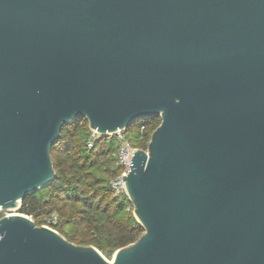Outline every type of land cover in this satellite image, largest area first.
Returning a JSON list of instances; mask_svg holds the SVG:
<instances>
[{
  "label": "water",
  "instance_id": "water-1",
  "mask_svg": "<svg viewBox=\"0 0 264 264\" xmlns=\"http://www.w3.org/2000/svg\"><path fill=\"white\" fill-rule=\"evenodd\" d=\"M151 116L135 241L108 259L11 212L0 264H264V0H0L1 210L54 180L64 124Z\"/></svg>",
  "mask_w": 264,
  "mask_h": 264
},
{
  "label": "trees",
  "instance_id": "trees-1",
  "mask_svg": "<svg viewBox=\"0 0 264 264\" xmlns=\"http://www.w3.org/2000/svg\"><path fill=\"white\" fill-rule=\"evenodd\" d=\"M159 122L158 116L142 118L122 133L134 147L145 148ZM117 151V137L92 135L86 119L64 124L51 147L54 180L26 195L16 211L37 225L56 215L53 228L69 241L95 246L110 259L143 232L126 195H115L109 184L121 172Z\"/></svg>",
  "mask_w": 264,
  "mask_h": 264
},
{
  "label": "built area",
  "instance_id": "built-area-1",
  "mask_svg": "<svg viewBox=\"0 0 264 264\" xmlns=\"http://www.w3.org/2000/svg\"><path fill=\"white\" fill-rule=\"evenodd\" d=\"M96 133L92 131V135H95ZM115 136L117 137V142H118V151H117V165L121 167V172L110 179L109 184L111 188L114 191L115 195H120V194H125V188H124V183L122 181V173L126 174L129 169H130V160L131 157L133 156V151H134V146L131 145L129 140H127L122 133V131H118L115 133ZM88 145H91V142L88 143ZM11 210H1L0 209V217L6 214L11 213ZM57 221L56 215H53L51 218H48L45 220L46 226L52 227L53 224H55Z\"/></svg>",
  "mask_w": 264,
  "mask_h": 264
},
{
  "label": "rangeland",
  "instance_id": "rangeland-1",
  "mask_svg": "<svg viewBox=\"0 0 264 264\" xmlns=\"http://www.w3.org/2000/svg\"><path fill=\"white\" fill-rule=\"evenodd\" d=\"M17 210V209H16ZM16 210H11L12 212H17Z\"/></svg>",
  "mask_w": 264,
  "mask_h": 264
}]
</instances>
